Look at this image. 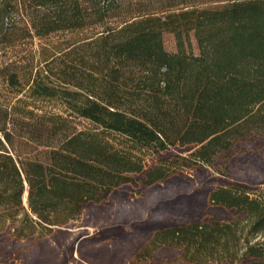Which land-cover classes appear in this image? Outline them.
Listing matches in <instances>:
<instances>
[{
    "label": "trees",
    "instance_id": "1",
    "mask_svg": "<svg viewBox=\"0 0 264 264\" xmlns=\"http://www.w3.org/2000/svg\"><path fill=\"white\" fill-rule=\"evenodd\" d=\"M68 34L76 37L55 41ZM166 34L177 53L166 51ZM17 48L39 66L23 81L10 63L2 69L8 86L68 115L19 107L21 99L0 107V238L40 241L153 189L160 200L144 227L133 226L148 236L137 260L167 249L181 264H264V157L238 148L249 139L264 146V0H0V59ZM72 117L97 128L76 131ZM238 149L259 162L256 186L219 180L204 194H162L178 169L146 161L173 154L184 168L224 175L216 164ZM134 236L120 223L76 241ZM18 260L14 253L0 264Z\"/></svg>",
    "mask_w": 264,
    "mask_h": 264
},
{
    "label": "rangeland",
    "instance_id": "2",
    "mask_svg": "<svg viewBox=\"0 0 264 264\" xmlns=\"http://www.w3.org/2000/svg\"><path fill=\"white\" fill-rule=\"evenodd\" d=\"M75 37L76 36L68 34L63 37L61 36L60 39L56 38L55 41L72 39ZM164 45L167 52L171 54L178 52L173 35L166 34L164 36ZM38 48V45L32 47L34 51H37ZM192 52L194 55H199V49L195 40H193ZM25 57L26 50L24 48H17L0 59V107L18 105L17 100L21 99L24 103L19 104V107L23 108L29 105L30 110H35L38 113H55L62 114L66 117L68 114L64 113L65 108L59 103L52 101H31L28 98L27 92H24L22 95H17L12 88L8 86L7 78L9 74L6 70L2 69L6 68L10 63L17 62L18 65L16 67L19 69L23 81L28 69L39 66L37 64V55L35 62L32 64L33 66L27 64L28 61ZM25 102L27 104H25ZM70 121L76 131H89L96 130L97 128L94 124L85 119L72 117ZM105 138L117 149L127 150L129 147L118 135L107 134ZM238 148L248 149L245 154L250 153L251 150L257 149L256 151L259 152L258 155L264 157V146L257 148V145L253 143L252 139L242 142ZM240 149L232 154L233 158L231 160L221 158L216 164L219 171L225 172L224 175L208 168L198 167L193 170L184 168L178 165L181 162H177L173 158V154H165L162 157L160 155L148 154L146 156V161L147 165L151 167L162 158L163 161H166L168 166L178 169V173L175 175L176 178L172 182L173 188L166 187L163 189H169H161L162 194L173 196L182 191L186 193L190 192V195L195 193L199 195L200 193L204 194L208 186L220 184L219 180L223 181L224 184L241 182L248 186H256V181H252L251 178H253V173L260 176L262 175L254 166L259 162L255 159L250 162L244 161L245 158H241L242 150ZM42 150L43 149H40L39 151ZM255 157H258L257 154ZM261 190L264 192V185ZM156 191L159 190L154 191L152 189V195H149V191H144L142 194L135 195L134 200L125 202L124 205H121L122 207H114L113 205L110 208L104 207L88 211L84 217L72 226L73 228L55 229L50 237L40 241L16 243L12 239L2 237L0 238V261L3 259L6 260L7 257L15 253L17 256H20V260H18L16 264H45L44 262L41 263L44 259H49V264H181L178 253L167 249H161L153 254H149V258L146 261L137 260L135 257L138 251H141L144 248L143 245L148 241V236L138 232L135 228L144 227L143 222L150 217L151 208L160 200L161 196L158 198L156 194H160V192ZM202 194L201 196H203ZM27 196L28 194L26 192L24 196L26 205ZM122 208L128 212H125ZM206 212V214H210L209 210ZM125 213L128 217L124 220L126 216ZM220 217L224 218V215H220ZM120 223L125 226L126 231L133 233L135 236L118 243H115L116 240H113L98 245L89 243L83 245L81 248L78 247L76 238L79 233L86 232V236H93L97 230L101 228L104 229L112 224ZM85 229H87V231H83ZM131 229L135 230L131 231ZM257 241L263 242L264 236L258 237ZM72 246L75 247L73 252H71ZM44 252L49 258L43 257Z\"/></svg>",
    "mask_w": 264,
    "mask_h": 264
},
{
    "label": "bare ground",
    "instance_id": "3",
    "mask_svg": "<svg viewBox=\"0 0 264 264\" xmlns=\"http://www.w3.org/2000/svg\"><path fill=\"white\" fill-rule=\"evenodd\" d=\"M26 199V198H25Z\"/></svg>",
    "mask_w": 264,
    "mask_h": 264
},
{
    "label": "water",
    "instance_id": "4",
    "mask_svg": "<svg viewBox=\"0 0 264 264\" xmlns=\"http://www.w3.org/2000/svg\"><path fill=\"white\" fill-rule=\"evenodd\" d=\"M28 194V193H27Z\"/></svg>",
    "mask_w": 264,
    "mask_h": 264
}]
</instances>
